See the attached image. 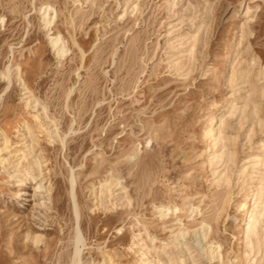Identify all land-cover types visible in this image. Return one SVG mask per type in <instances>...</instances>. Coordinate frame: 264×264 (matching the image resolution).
Wrapping results in <instances>:
<instances>
[{"label": "rangeland", "instance_id": "374dc122", "mask_svg": "<svg viewBox=\"0 0 264 264\" xmlns=\"http://www.w3.org/2000/svg\"><path fill=\"white\" fill-rule=\"evenodd\" d=\"M263 174L264 0H0V264H264Z\"/></svg>", "mask_w": 264, "mask_h": 264}, {"label": "bare ground", "instance_id": "6f19581e", "mask_svg": "<svg viewBox=\"0 0 264 264\" xmlns=\"http://www.w3.org/2000/svg\"><path fill=\"white\" fill-rule=\"evenodd\" d=\"M42 20L45 24H48L51 22V18L48 16L47 6L42 11ZM50 44L52 45V47L55 48V53L58 56L62 55L65 52V47L63 43L61 42L59 35L50 37ZM221 123H222L221 116L216 115L214 122H213V127L208 131L209 143H215L216 135H217L215 133V130L217 128L216 126ZM218 135H219V140H221L222 136L219 134V132H218ZM260 180L261 181L257 184V186L255 187V191L252 194L251 203L250 204H241V203L237 204V207L239 208L242 207L244 209V213H243L244 222L242 225V234H241L242 243L244 244V247L245 246L248 248L255 247L257 251L261 247L264 248V226H263V222H264V174L262 175ZM193 232L197 234L198 231L196 229ZM178 236L183 237V232L180 229L174 235V239H177ZM202 238L204 239L205 235H202ZM196 242H198L201 245L200 243L201 241L199 238H196ZM73 243H74L75 253L72 256L71 264H78L77 262L78 258H77L76 251L79 249V246L82 245V240H81V236H80L78 228H76L75 230ZM211 248H212L211 246L208 247L210 254L213 253ZM217 248H219V246H217L215 249ZM143 264H148V262L143 261Z\"/></svg>", "mask_w": 264, "mask_h": 264}]
</instances>
